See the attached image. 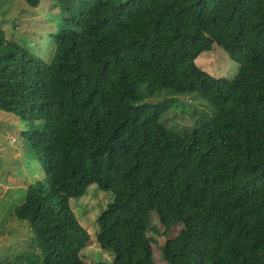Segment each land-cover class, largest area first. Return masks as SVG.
<instances>
[{
	"label": "trees",
	"instance_id": "16d2710c",
	"mask_svg": "<svg viewBox=\"0 0 264 264\" xmlns=\"http://www.w3.org/2000/svg\"><path fill=\"white\" fill-rule=\"evenodd\" d=\"M52 1L49 62L0 28V111L45 125L22 134L43 175L14 208L42 264H156L152 213L164 234L180 225L166 264H264V0ZM213 44L238 63L229 79L195 63ZM156 93L198 94L214 114L176 132ZM90 184L113 195L96 219L110 263L80 257L69 199Z\"/></svg>",
	"mask_w": 264,
	"mask_h": 264
},
{
	"label": "rangeland",
	"instance_id": "374dc122",
	"mask_svg": "<svg viewBox=\"0 0 264 264\" xmlns=\"http://www.w3.org/2000/svg\"><path fill=\"white\" fill-rule=\"evenodd\" d=\"M53 3L52 0H41L33 7L24 0H0V28L4 37L25 45L31 53L49 62L55 48L50 34L64 25L60 9ZM195 63L216 78L229 79L238 69V63L216 44L201 52ZM146 102L166 105L162 121L168 128L181 133L195 127L200 114H214L210 104L198 94L156 93ZM44 128L41 120L29 122L15 114L0 111V261L14 264H42L43 261L45 245L32 234L27 221L15 217L14 208L23 200L25 188L43 175L38 161L25 146L22 134ZM112 201L111 192L98 190L95 184H90L83 196L69 199L79 223L89 233V241L80 251L85 262L112 261V253L100 248L96 241V219ZM179 229L180 225H174L164 234L163 227L152 213L146 235L152 239L156 264H166L161 245L165 239L174 237Z\"/></svg>",
	"mask_w": 264,
	"mask_h": 264
}]
</instances>
